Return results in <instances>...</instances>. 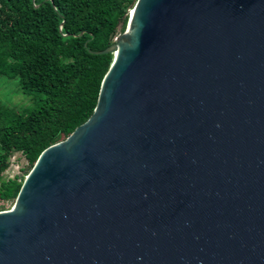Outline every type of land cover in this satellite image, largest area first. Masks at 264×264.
Wrapping results in <instances>:
<instances>
[{
	"label": "water",
	"instance_id": "95a60500",
	"mask_svg": "<svg viewBox=\"0 0 264 264\" xmlns=\"http://www.w3.org/2000/svg\"><path fill=\"white\" fill-rule=\"evenodd\" d=\"M94 106L0 209V264H264V0H132Z\"/></svg>",
	"mask_w": 264,
	"mask_h": 264
},
{
	"label": "trees",
	"instance_id": "16d2710c",
	"mask_svg": "<svg viewBox=\"0 0 264 264\" xmlns=\"http://www.w3.org/2000/svg\"><path fill=\"white\" fill-rule=\"evenodd\" d=\"M132 0H0V77L14 79L31 105L0 103V209L45 146L90 114L112 42ZM24 159L4 177L10 155Z\"/></svg>",
	"mask_w": 264,
	"mask_h": 264
},
{
	"label": "rangeland",
	"instance_id": "374dc122",
	"mask_svg": "<svg viewBox=\"0 0 264 264\" xmlns=\"http://www.w3.org/2000/svg\"><path fill=\"white\" fill-rule=\"evenodd\" d=\"M0 103L11 107H22L25 105H31V101L27 95L21 93L17 88L14 79L0 77ZM10 164L4 172V177L12 176L14 173L20 171V168L24 165V159L18 152H12L10 157ZM10 204L3 202L2 208H8Z\"/></svg>",
	"mask_w": 264,
	"mask_h": 264
}]
</instances>
